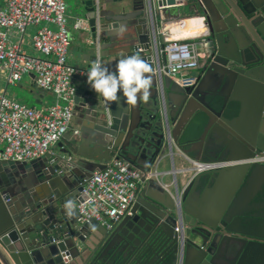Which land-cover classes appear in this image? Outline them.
Returning a JSON list of instances; mask_svg holds the SVG:
<instances>
[{
    "label": "water",
    "instance_id": "1",
    "mask_svg": "<svg viewBox=\"0 0 264 264\" xmlns=\"http://www.w3.org/2000/svg\"><path fill=\"white\" fill-rule=\"evenodd\" d=\"M147 1H76L94 54L75 78L79 133L0 160V264H264V0H154L203 18L196 86L156 74ZM115 158L141 172L130 214L82 222L84 180ZM193 161L233 164L193 175Z\"/></svg>",
    "mask_w": 264,
    "mask_h": 264
},
{
    "label": "built area",
    "instance_id": "2",
    "mask_svg": "<svg viewBox=\"0 0 264 264\" xmlns=\"http://www.w3.org/2000/svg\"><path fill=\"white\" fill-rule=\"evenodd\" d=\"M97 5L98 0H97ZM181 6V2L177 3ZM148 0L152 14L151 25L156 45L154 58L156 74L168 75L182 86H196L200 61L204 54L197 52L194 37H174L166 30L168 21L164 9ZM154 11V12H153ZM172 18V17H170ZM38 26L32 36L33 48L39 55L29 54L10 41L11 31L24 34L30 27ZM75 28L89 29L88 20L78 17ZM72 36L68 26L66 0H7L0 7V76L8 70V83L16 85L27 74L34 73L38 86L52 92L56 102L44 109L28 106L0 91V160L31 161L51 152L74 121L77 76L91 72L70 64L69 50ZM94 74L102 81L100 58ZM251 161L264 162V155ZM233 162L193 161V175L232 165ZM141 172L124 159H113L104 170L95 171L84 180L83 202L77 204L82 222L95 219L112 228V222L130 214L139 194ZM176 230L182 234L178 224Z\"/></svg>",
    "mask_w": 264,
    "mask_h": 264
},
{
    "label": "crops",
    "instance_id": "3",
    "mask_svg": "<svg viewBox=\"0 0 264 264\" xmlns=\"http://www.w3.org/2000/svg\"><path fill=\"white\" fill-rule=\"evenodd\" d=\"M6 1L7 0H0L1 8L6 5ZM76 1L77 0H66L68 6V26L72 36L71 46L69 50V62L72 65L87 68V66L90 64L94 65V54H92L93 52L88 48L87 44H85L86 32L79 31L75 28L76 19L79 17L76 10ZM189 8L188 6L183 8L187 11L186 15H192V11H190ZM147 13L150 22L152 14L148 10V8ZM165 16H167L166 13ZM167 17L168 21L164 23L165 28L167 31L174 33V37H187L192 35L196 36L203 30L201 24L202 20L199 18L185 19L182 16L178 17L172 11H170L169 16ZM185 24L192 26V29L188 31L181 30V27L179 26H183ZM37 29L38 26L30 27L24 34H20L12 30L10 41L19 45L29 54L39 55V53L33 48L32 45V36L37 31ZM200 72V69L194 71L195 74H200ZM75 82L76 85H81V81L77 80ZM39 88L40 87L37 84V77L36 75H34V73L25 75L23 79L16 85L8 83V70L4 69L0 76V91L13 99L27 104L28 106L44 109L56 102V96L52 92L45 91ZM69 133L71 134V136L77 135L79 133L75 124V117L71 129L66 133V135H69ZM57 144L52 147L51 152H59L60 148L57 147ZM67 144L68 142L65 141L64 146H67ZM82 248L84 249V247Z\"/></svg>",
    "mask_w": 264,
    "mask_h": 264
},
{
    "label": "bare ground",
    "instance_id": "4",
    "mask_svg": "<svg viewBox=\"0 0 264 264\" xmlns=\"http://www.w3.org/2000/svg\"><path fill=\"white\" fill-rule=\"evenodd\" d=\"M199 19L202 20V21H201V24H202V28H203V27H204L203 18H199ZM179 27H181V30H183V31H188V30L192 29V26H190V25H188V24H185V25H183V26H179Z\"/></svg>",
    "mask_w": 264,
    "mask_h": 264
},
{
    "label": "flooded vegetation",
    "instance_id": "5",
    "mask_svg": "<svg viewBox=\"0 0 264 264\" xmlns=\"http://www.w3.org/2000/svg\"><path fill=\"white\" fill-rule=\"evenodd\" d=\"M202 1V0H201ZM203 1H205L206 3H209V0H203ZM238 13V12H237ZM239 15V18H241V15L240 14H238ZM207 20H205V22H206ZM206 28L208 29V24H207V26H206ZM210 29H208V31H209ZM202 63H201V61H200V65H201ZM200 68H201V66H200ZM201 70V69H200Z\"/></svg>",
    "mask_w": 264,
    "mask_h": 264
},
{
    "label": "rangeland",
    "instance_id": "6",
    "mask_svg": "<svg viewBox=\"0 0 264 264\" xmlns=\"http://www.w3.org/2000/svg\"><path fill=\"white\" fill-rule=\"evenodd\" d=\"M188 1H190V0H188ZM186 14H187V11H186ZM187 16H193V15H190V14H189V15H187Z\"/></svg>",
    "mask_w": 264,
    "mask_h": 264
}]
</instances>
